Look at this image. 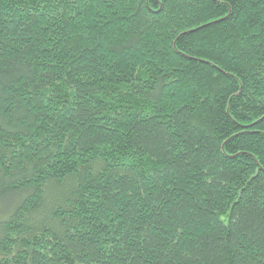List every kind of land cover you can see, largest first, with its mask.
<instances>
[{
    "label": "trees",
    "instance_id": "1",
    "mask_svg": "<svg viewBox=\"0 0 264 264\" xmlns=\"http://www.w3.org/2000/svg\"><path fill=\"white\" fill-rule=\"evenodd\" d=\"M0 264H264V0H0Z\"/></svg>",
    "mask_w": 264,
    "mask_h": 264
}]
</instances>
